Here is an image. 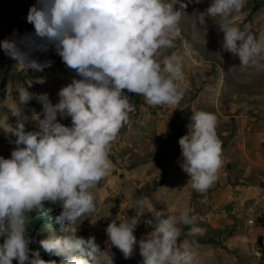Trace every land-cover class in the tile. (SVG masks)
<instances>
[{
    "label": "clouds",
    "instance_id": "1",
    "mask_svg": "<svg viewBox=\"0 0 264 264\" xmlns=\"http://www.w3.org/2000/svg\"><path fill=\"white\" fill-rule=\"evenodd\" d=\"M245 3L212 0L206 12L222 18V48L239 57L241 70H259L264 68L260 62L264 60V36L257 38L249 26L242 30L231 19ZM177 4L179 9L174 7ZM187 7L183 0H36L27 14L34 33L0 41L5 55L38 72L51 62L41 63L32 52L53 47L65 66L80 77L61 87L55 104L47 93L37 97L43 105V118L40 114L31 117L36 130H26L19 120L15 127L6 121L0 125L16 138L10 158L0 156V264H13V260L18 264H57V260L42 259L29 247L27 225L32 213L51 211L45 202L62 207L55 222L63 235L53 234L40 241L49 255L59 257L58 264H100L102 258L112 264L94 237H77L69 232V226L95 211L93 189L112 169L111 144L135 110L124 90L143 96L151 106L178 105L185 96L179 57L164 51L175 47ZM20 43L30 51H22ZM17 92L20 105L33 99L34 94L25 87ZM16 115H21L19 108ZM58 116L70 117L71 127L60 123ZM191 121L188 134L178 141L181 166L190 176L191 187L204 192L216 182L224 164L223 142L217 135L215 114L195 111ZM147 203L146 197L137 199L135 215L108 224L111 245L127 259L139 243L142 264H192L194 241L178 242L180 225L188 226L187 236L201 232L191 210L185 208L179 215L151 211L154 222L147 223L153 230L137 242L134 231ZM248 223H254L253 219Z\"/></svg>",
    "mask_w": 264,
    "mask_h": 264
},
{
    "label": "rangeland",
    "instance_id": "2",
    "mask_svg": "<svg viewBox=\"0 0 264 264\" xmlns=\"http://www.w3.org/2000/svg\"><path fill=\"white\" fill-rule=\"evenodd\" d=\"M183 2L188 7L183 10L179 23L181 35L174 39L175 47L165 50L164 54L175 53L179 57L185 96L178 105L151 106L143 96L124 90L135 110L111 144V171L93 189L95 211L69 226V232L85 239L94 237L101 251L111 257L112 264H142L139 243L134 246L132 256L126 259L111 245L106 228L114 219L121 221L135 215L134 202L146 197L148 203L134 231L137 242L153 230L147 223L154 222L151 211L179 215L188 208L190 215L196 217V226L201 232L187 236L188 226L180 225L182 233L178 242L194 241L192 264H264V197H256L251 204L241 206L236 200L232 205L230 202L218 205L215 195H210L219 184L223 187L226 180L246 182L243 159L253 147L262 155L259 181L264 182V68L249 67L242 71L239 57L223 50L224 34L219 27L222 18L211 17L206 12L212 0ZM35 3L36 0H0V41L23 39L34 33L33 26L27 22V14ZM174 7L179 9V4ZM231 19L242 30L245 25L249 26L257 38L264 36V0H246L242 10L233 13ZM19 47L22 51H30L24 43ZM32 56L41 63L50 61L51 64L40 72L27 70L0 49V125L6 121L15 127L19 120L26 130H36L31 117L40 114L43 118V105L37 97L47 93L48 99L55 104L61 87L71 83L74 77L80 78L65 66L53 47L34 51ZM260 62L264 64V60ZM20 87L34 94L27 105L18 102L17 89ZM17 108L20 116L16 115ZM195 111L217 116L216 131L223 142L224 164L216 182L204 192L191 187L190 176L181 166L183 158L178 143L188 134ZM58 120L71 127L70 117L58 116ZM15 139L0 128V156L10 158ZM257 201L256 221L248 225L247 207ZM45 206L51 208L46 215L31 214L27 225L29 247L38 251L42 259L57 260L58 264L59 257L49 255L40 241L53 234L63 235L55 222L62 207L50 202H45ZM2 243L3 237H0ZM13 264L18 261L13 260ZM100 264H107V260L102 258Z\"/></svg>",
    "mask_w": 264,
    "mask_h": 264
},
{
    "label": "crops",
    "instance_id": "3",
    "mask_svg": "<svg viewBox=\"0 0 264 264\" xmlns=\"http://www.w3.org/2000/svg\"><path fill=\"white\" fill-rule=\"evenodd\" d=\"M244 162H246L245 167L247 169L246 182L242 184L230 183L226 180L223 182V187L219 184L221 187L218 186L210 191V195L216 197V204H228L230 202L232 205V201L236 200L239 205L246 206L251 204L256 197L261 199L264 197V182L259 181L260 164L263 162L261 152L255 147L249 149L247 158L243 159Z\"/></svg>",
    "mask_w": 264,
    "mask_h": 264
},
{
    "label": "built area",
    "instance_id": "4",
    "mask_svg": "<svg viewBox=\"0 0 264 264\" xmlns=\"http://www.w3.org/2000/svg\"><path fill=\"white\" fill-rule=\"evenodd\" d=\"M257 204H258V201H257L256 203H254V205H250V206L247 207V214H248V217H247L246 222H247L248 225H253V224L255 223V221H256V220H255V215H256V206H257ZM249 209H253V211L250 213V212H249ZM250 218L253 219L254 223H252V224H249V223H248V220H249Z\"/></svg>",
    "mask_w": 264,
    "mask_h": 264
}]
</instances>
